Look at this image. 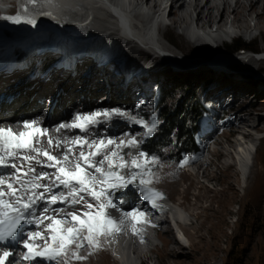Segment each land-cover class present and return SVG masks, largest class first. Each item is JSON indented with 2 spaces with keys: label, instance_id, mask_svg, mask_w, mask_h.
<instances>
[{
  "label": "bare ground",
  "instance_id": "obj_1",
  "mask_svg": "<svg viewBox=\"0 0 264 264\" xmlns=\"http://www.w3.org/2000/svg\"><path fill=\"white\" fill-rule=\"evenodd\" d=\"M17 1L0 0V17L14 16L10 14L9 6L16 5L17 7ZM20 2L23 1L20 0ZM108 2L127 10L131 20L138 24L134 33L140 34L141 39L149 44L153 42V38L148 24L159 18L158 15L163 10L162 6L165 5L164 20L166 23L162 24L160 21L159 29L161 37L167 43L164 48H161L162 51L156 45L153 46L156 53H163L146 62L151 64L147 68L139 65L138 63H142L144 59H147V56L136 47L135 43L131 42L133 41L131 38L128 43V36L120 35L117 32L115 18L109 14L106 8L91 0H75V3L72 0L67 1L66 4L60 1V12L56 14L55 20H49L50 23L56 21L65 23L72 19L81 21L84 18L77 11H83L84 15L96 13L106 19L104 21L100 18L89 17L88 27L85 28H88L92 34L99 32L94 29V23L101 25L103 22L108 26L113 25V31L103 28L104 32L96 36H90L88 32H85L84 35H87L88 38L84 39L80 34V32L84 33V28L61 31L54 25H43L38 33L24 28L32 32L17 35L19 37L14 40L0 38V64L4 60L17 58L15 55L20 51L26 53L25 56L18 59L16 64L0 65V111L2 113H0V122H7L3 128H10L14 134L19 135L22 132L30 131L24 127L20 118L35 122L34 127L39 128L43 134L33 135L32 145L40 149L41 152L47 151L61 159L64 152L71 148L70 160L72 163L67 165L71 169L74 167L79 152L87 153L90 150L86 145L80 148L73 144L76 137H82L89 142L93 140L98 142L100 139L106 141L108 138H112L114 144L111 147L115 149L121 140L125 142L128 140L129 134L121 126L127 121L133 126L131 129L135 131L137 130L135 128L138 127L136 125H140L137 123L140 119H137V115L134 119H129L130 115H134L133 112L123 116L128 117L124 119L125 121H121L120 117L114 116L107 119L100 116L95 124L88 125L87 133L76 128H61L60 125L71 124L77 114L103 112L116 108L125 113L133 100L135 91H140V96H150L152 90L157 87L159 90V80L164 78L183 80L194 88H201L199 94L208 99L206 103L210 107L209 112L219 113L213 116L206 114L203 121L200 122L199 137L207 143L203 142L204 147L200 149V154L183 159L187 163L182 164V161L178 164H170L168 162L169 154L161 151L155 152V155L159 157V162L150 165L153 182L148 187L156 189L162 194L163 198L157 199L161 204L157 207L160 208V212L152 208L151 210L144 199L142 201L144 193L139 184L140 177L137 176V179L132 183L140 187L136 194L126 187L114 192L113 199L119 205V209H108V212L116 221L119 230L97 237L99 247L90 246L87 242L84 243V247H78L80 240L77 239L66 248L62 255L56 256L55 259L28 260L25 259L28 250L23 243L16 250H6L12 255L5 261V264H112L114 259L118 264H148L149 262L160 264L162 260L164 264H170L168 260H172L171 264H193V262L203 264L204 260L199 258L206 250L204 232L209 228L211 219L220 214L213 205L216 193H218V185L212 184L218 178L213 168L217 169L218 167V172L227 174V189L236 193L237 187H239V173H228L231 167H236V164L244 177V185L241 187L243 195H247L258 183L264 188V172L256 170L254 166L256 156L251 157V150L256 153L263 142L262 137L254 138L256 134L264 132V116L262 115L264 113V86L261 82L256 80L252 83L249 80H244L250 73L231 66L230 64L233 62L229 63V70L217 71L212 70V67H207L189 74H181L172 70L170 63H167V60L168 62L172 60L167 57L168 53L186 58L189 46L210 48L209 44H212L213 47H216L223 39L228 41L234 34L248 38L261 36L264 33V0H126V2L108 0ZM123 3L124 7H122ZM46 5L50 10L55 7L50 0H35V6L31 4V7L26 10V15L34 13L36 19L39 20L40 17L36 12ZM75 5L76 8L73 9L72 7ZM121 19L123 31H125L123 23L132 28L130 21L124 20L123 17ZM5 20L7 22H0V29L11 27L8 23L13 22ZM69 24L71 25V22ZM18 26L22 25L18 23L16 27ZM145 27L146 31H144ZM21 28L23 29V26ZM212 28H214V32L211 30ZM106 31H108V35L116 37L114 45L108 44L107 41L111 38L108 39L103 35ZM179 34L193 38L191 42L194 44L190 45L188 42L185 44L183 37ZM195 35H200L202 39ZM215 35L224 37L218 40L215 39ZM143 44L147 45L146 42ZM169 47L173 48V52ZM84 54L88 55L80 58ZM257 55L256 59L248 58L241 61L243 66L254 71H264V51ZM177 56L174 55L175 58ZM134 58H137L136 62L133 60ZM245 58L246 56H242L234 59L240 61ZM78 88L80 91H77ZM143 98L137 102L138 109L148 112L147 102L145 103ZM48 99L51 100V107L44 120V126H39L36 123V117L39 116V109ZM254 106H257L258 109L252 110ZM241 109L243 111L239 117L237 112ZM29 114H32L31 117H27ZM213 118L220 120L218 129L210 126ZM248 121H251V124H247ZM132 135L134 138L137 137V133H132ZM149 136L146 135V129H144L142 135L140 134V140H144V137L148 139ZM49 139L53 141L52 145H49ZM255 141L258 143L255 150L253 148L247 151L245 146L252 145ZM57 143H59V147L56 146ZM210 143L214 146L211 152L208 151L206 145ZM238 148H244V151L247 152L243 153L244 156L235 163L233 155L237 154ZM4 149L5 146L0 143V157H3V160L13 158L16 162L8 179L13 188L17 189L13 198H24L33 191L36 193L43 191V189H31L29 183L34 175L42 172L49 173L52 178L37 181L38 183L52 185L53 192H68V189L62 186L53 185L55 168L48 167L51 162L46 157L37 156L35 151L27 149L13 150L15 154L9 156ZM127 149L130 148H120V155L124 156ZM195 151L196 149L194 153ZM208 155L214 159L208 158ZM27 156L35 157V159H24ZM132 158L124 157L129 162ZM242 158L249 159L250 166H246ZM183 167L187 168L185 172L182 171ZM30 168H36V173L29 171ZM104 168L107 170L106 162ZM119 171L127 178L130 169L126 170L125 168ZM25 173L27 175H24ZM12 174L15 176L12 177ZM49 195L50 193L45 192L44 199L34 198L35 201L41 200L48 208L46 217L64 218L68 212H76L83 218V212L87 211L83 202L75 205L71 203L53 205L48 202ZM81 195H84L85 200L89 203L97 204V201L87 194L82 193ZM261 196L263 197V194ZM137 199L139 201L135 203ZM167 202L168 205H164ZM133 208L144 212L142 221L135 225V232L131 217L124 216V213L130 212ZM54 209L59 211H54ZM257 209L259 210L258 206ZM95 210V208L92 209L93 212ZM68 219L70 221V217ZM43 220L44 222L37 232L41 233L44 239H28L27 242L42 249L45 239H47L49 245L58 249L59 241L53 242L50 239L52 233L47 231L46 226L50 220ZM168 220L180 221V229L186 240L185 244L181 245L178 239L173 237L172 240L169 236L161 237L163 232L171 235ZM62 227H73V224L66 222L62 224ZM190 230L192 234L189 236ZM152 232L156 233L155 239L160 242V246L152 239ZM182 240L185 242L183 238ZM177 245L182 246L184 251L180 252ZM4 252L5 250L0 251V255H3ZM160 253L165 259L159 257ZM75 254H78L81 259H77ZM179 254H183V256Z\"/></svg>",
  "mask_w": 264,
  "mask_h": 264
},
{
  "label": "rangeland",
  "instance_id": "obj_2",
  "mask_svg": "<svg viewBox=\"0 0 264 264\" xmlns=\"http://www.w3.org/2000/svg\"><path fill=\"white\" fill-rule=\"evenodd\" d=\"M123 2H126V0H123ZM15 9H13V8ZM122 7H124V3L122 4ZM10 8V14L15 13L17 7L15 6H9ZM9 8H7V11H9ZM74 20V19H72ZM71 20V21H72ZM106 20V19H105ZM104 20V21H105ZM58 23V21H56ZM67 23V22H65ZM166 23V22H165ZM110 25V24H109ZM68 24H64L63 30L68 29ZM12 27V26H11ZM4 27L0 29V38L2 39H10L14 40L18 38L17 35H22L26 32H21L23 30H15V27ZM33 28H37L32 26ZM111 27V28H110ZM11 28V29H10ZM103 28L112 30L113 31V25L108 26L105 23L102 22L101 25L94 23V29L96 31H99L97 33L92 34L88 28H84V33L80 32L81 37H84L85 32H88L90 36H96L99 34H102L104 32ZM20 29V28H19ZM92 30V31H95ZM214 32V28L211 29ZM28 31V30H27ZM64 32V31H63ZM208 35H210L209 31H207ZM174 34V33H173ZM108 39L111 38L108 42V44H115L116 37L103 34ZM176 35V34H174ZM174 35L172 37L174 38ZM180 35V34H179ZM193 35V34H189ZM238 35V34H237ZM182 36V35H180ZM201 38L200 35H195ZM253 36V35H252ZM178 37V36H177ZM183 37V42L186 44L187 42L190 43V45H193L194 42H191L193 38L189 39L187 37ZM215 39H221L224 37L223 35H215ZM237 38H240L242 41L246 42L248 37L245 36H237ZM252 40L249 44H253L255 50L258 51V54L263 53L262 49H264V33L261 34L259 37H251ZM163 42H160L159 45L161 48H164L165 44L167 42H164L165 40L161 38ZM202 39V38H201ZM176 40V39H175ZM224 40V39H223ZM228 41H222L220 44H218L216 47H213L212 44H209L210 48H202V47H194L189 46L188 49V56L186 58L182 57L181 55L177 56L176 54L168 53L171 56L174 57L177 56V58L174 57V59L177 60H170L167 63H170V67L172 70L178 71L181 74H189L192 71L199 70V69H205L207 67H212V70H229L228 65L229 63L233 62V64H230L231 66L235 67L239 70H245L248 71L250 74L244 78V80H249L250 82H254L258 80L261 82V84L264 86V75L261 73L263 70H253L249 69L243 66V61L247 60L249 55L246 56L243 60L236 61V57L228 56L225 51L222 50V47L225 46V44L228 46ZM232 45V44H231ZM230 45V46H231ZM169 46V45H168ZM137 48H139L136 45ZM140 49V48H139ZM169 49L172 51L173 48ZM261 49V50H260ZM164 50V49H163ZM163 53V52H162ZM177 53V52H176ZM26 53L20 51L18 54L15 55V59L12 60H4L0 65L6 64H16L18 63V59L20 57L25 56ZM145 54V53H144ZM20 55V56H19ZM88 54H84L81 57H85ZM147 57L152 58L153 54L151 55V52H147L145 54ZM241 55V54H238ZM162 59V58H161ZM135 62L137 58L133 59ZM235 61V62H234ZM242 61V62H241ZM138 63V62H137ZM166 63V61H165ZM141 66H144L147 68L151 64L149 63H138ZM153 69V67H151ZM146 70V69H145ZM253 70V71H252ZM165 79V80H164ZM163 80H159V91L162 92V94H157L155 88L151 91L150 96H142V98L145 100V103L147 102V110L148 112L142 111L138 109V101L140 96V91H135L133 94V100L129 104L128 108L129 110L125 112V115H129V112H133L134 115H130V117H136L137 119L143 120L149 123V126L152 121L157 122L156 129L154 132L149 136V138H145L144 140H140V134L142 135L144 129L135 128L137 130H132L129 122H125L121 127L123 130L127 131L129 134L128 140L132 139L134 135L132 133H137V137L135 138L137 141H141L139 144V149L142 151H145L149 154H154L156 151H161L169 154L168 162L170 164H178L183 161L188 156H197L200 154V149L204 147L203 142L207 143V141H204V139H200L198 130L200 129V122L203 121L204 116L210 115H218L219 112L210 113L209 112V105L206 103L207 98H203L200 96V90L199 87H192L190 84H188L186 81L179 80V79H171V78H164ZM184 85L185 87L181 86ZM186 89L187 92L183 91V89ZM184 89V90H185ZM77 91H80V88L77 89ZM251 95V94H250ZM42 107V106H41ZM245 109V108H243ZM243 109L238 110L237 115L239 117L241 116V113ZM258 109L257 106H254L252 110ZM216 110V109H213ZM125 111V110H124ZM152 111V112H151ZM195 111V115H190L189 113ZM150 112V113H149ZM171 114L170 117L165 116L164 113ZM205 114L203 115V113ZM1 113V111H0ZM2 114V113H1ZM4 114V113H3ZM70 114V112H69ZM32 114H29L27 117H31ZM35 115V114H34ZM200 115V117H198ZM264 116V113L262 114ZM237 117V119H239ZM128 118L126 117H120L119 119L121 121H125L124 119ZM174 124V127L176 125H179L182 129L185 128L190 133L189 134H195L193 137V143L194 148H196L195 153L191 152L188 155H183L180 157H177V151L181 148L180 144V137L176 138V128L169 127L170 124ZM167 125L169 128L168 130L173 129L172 136L170 138H164L163 140L157 142V145L153 148H143V145L146 140H149L152 138V135H155V137L159 136L160 134L159 130L162 128V125ZM220 124V120L218 118H213L212 123L210 124L211 128L218 129ZM247 124H251V121H248ZM170 132V131H169ZM139 134V137H138ZM143 136H145L143 134ZM263 138V142L260 144L258 151L255 153L253 151V155L256 156L254 166L258 172L263 171L264 172V132H261L259 134H256L254 138ZM154 139V138H153ZM208 151L211 152L214 148V146L210 144H206ZM258 145L257 141H255L252 145L245 146L247 148V151L250 149L255 150L256 146ZM124 148H130L127 149L124 157L125 158H131L135 155L137 149L135 146L133 147H124ZM183 148V147H182ZM246 150V149H245ZM247 151H244V148H238L237 154L233 155L234 162L237 163L241 159L242 156H244L243 153H246ZM208 158L214 159L210 155H208ZM244 159V158H242ZM13 158L9 159L8 161L10 163L13 162ZM20 161V160H19ZM244 162V160H242ZM250 162V160H249ZM245 163V162H244ZM13 164L15 165L16 162L14 161ZM251 164V162H250ZM250 164H246V166H250ZM9 166V164H8ZM36 169V168H35ZM186 167H183L182 171H186ZM128 170V168H126ZM214 173L218 177L216 181H213L212 184L218 185V193H216V200L213 204L216 209L219 210L220 214L217 215L215 218L211 219V223L209 228L204 232L206 235V246H205V252L203 251V254L200 256V260H204L203 264H264V188L260 185V183L256 184L255 187H253L247 195H243L241 187H243V176L242 173L238 170V166L236 164V167H231L229 170V174H234L235 172L239 173V187H237L238 191L237 193L231 189H227V174L224 172H218L217 169L213 168ZM12 177L15 176V174L11 175ZM264 181V179H263ZM10 182H4L1 184V187L6 193L11 194L10 190L8 189V184ZM12 184V183H11ZM127 189H131L135 192L140 188L137 184H129ZM215 194V193H214ZM263 194V197L261 196ZM30 195V194H28ZM14 197L13 195H11ZM25 196V195H23ZM25 202L28 200V196L24 197ZM35 198V197H34ZM260 200V201H259ZM138 199L135 200V203H138ZM164 205H168V202ZM257 206L259 207V210L257 209ZM261 208V209H260ZM45 219V218H44ZM44 222V220H43ZM42 222V223H43ZM41 223V224H42ZM192 234V231H189V236ZM156 233L152 232L151 237L154 239L155 243H157L160 246V242L155 239ZM169 236V238L172 240V237L176 239L175 236H172L166 232H163L161 234V237ZM184 244L186 243L183 242ZM181 243V245H183ZM180 252L184 251V248L180 245H177ZM13 250H16L14 248ZM4 251V250H0ZM6 251V250H5ZM183 256V254H179ZM159 257L162 259H165L164 256L160 253ZM115 260V259H114ZM113 260L112 264H118ZM170 264L172 263V260H168ZM152 264V263H148ZM160 264H164L163 260ZM193 264H200L195 263Z\"/></svg>",
  "mask_w": 264,
  "mask_h": 264
},
{
  "label": "snow or ice",
  "instance_id": "obj_3",
  "mask_svg": "<svg viewBox=\"0 0 264 264\" xmlns=\"http://www.w3.org/2000/svg\"><path fill=\"white\" fill-rule=\"evenodd\" d=\"M35 3V0H31ZM4 19L11 20L13 23H20L21 20L18 16L4 17ZM27 23L35 26V22L32 20L26 21ZM123 113L119 108L104 110L103 112L97 111L86 114H77L74 121L69 125H60L63 127H70L80 129L87 133L89 131L88 125L95 124L97 118L103 116L107 119L115 117H123ZM134 119V117H129ZM35 122L25 121L23 125L30 131L22 132L19 135L14 134L11 129H5L0 127V143L5 146V151L9 156L15 154L13 150H31L35 151L37 156H44L51 163L48 167L55 168L53 185L56 187H64L68 189L67 193L53 192L52 185L41 184L37 181L48 180L52 177L49 173H39L32 177L29 182L31 189H43V191L36 193L31 192L28 195V202L24 201L23 197L15 199V203H10L4 200L5 192L0 190V242H6L10 239H15L18 234V229L22 222L27 216H31V209L35 204V198L44 199V193L48 192V202L55 205L57 203H71L73 205L83 202L84 207L87 211L83 212L82 216L77 215L76 212H68L64 218L57 217H44L50 220V223L46 226L47 231L51 232L50 239L53 242L59 241V248H54L47 243L45 239L44 247L40 249L34 244L24 242V247L28 250L25 259L34 260L36 258H49L55 259L56 256H60L64 253L66 248L75 240L79 239L80 243L78 247H84V243L93 247H99L96 240L97 237L102 235H108L113 231H118L119 226L116 221L111 217L108 209L118 210L119 205L114 202V192L127 187L132 184L137 176L140 177L139 184L143 189V199L152 203L153 207H156L155 200L163 198L162 194L153 188L148 187L153 182V174L151 172L150 165L159 162V157L154 154H149L139 149L141 141H137L134 137L127 140L126 142L121 140L116 145L115 149L111 146L114 144L112 138H108L106 141L100 139L98 142L93 140L89 142L82 137H76L73 141L77 147L83 148L85 145L90 149L87 153L84 151L79 152V156L76 158L74 167L68 168L67 165L72 163L70 160V154L72 149H67L63 158L52 155L47 151L41 152L40 149L35 148L32 145V137L35 134H43L41 130L34 127ZM142 127L146 129V135H151L156 129L157 122L152 121L150 126L148 122L143 120L137 121ZM49 145H52L53 141L49 139ZM59 147V143L56 145ZM135 146L137 151L131 161L124 159V156L120 155L119 149L122 147H133ZM103 153V155H102ZM126 155V154H125ZM99 157V159H97ZM27 160H34L35 157L27 156L24 157ZM119 160V163H117ZM107 163V170L104 165ZM4 163L3 157H0V165ZM40 163V161H37ZM187 163V161H183ZM15 167V165H13ZM129 168L130 171L127 173V178L122 175L119 170ZM131 169L141 170L139 172L132 171ZM91 170V171H90ZM29 171L36 173L35 168H30ZM99 174V175H97ZM24 175H27L25 173ZM3 179H0V184H3ZM8 189L11 191V195L15 196L17 189H14L12 184H8ZM87 194L92 197L93 200L97 201V204L89 203L85 200L84 195ZM95 208V212L92 209ZM54 211H59L54 209ZM44 213L48 212V208L43 209ZM125 217H131L133 221V231H136L135 225L142 221L144 212L133 208L130 212L124 213ZM70 217V221L69 218ZM39 223L41 221H29ZM71 222L73 227L63 228L62 224ZM86 231V234H84ZM44 237L39 232L29 234V239ZM12 254L5 251L3 255H0V264H5V261ZM77 259H81L78 254H75Z\"/></svg>",
  "mask_w": 264,
  "mask_h": 264
},
{
  "label": "trees",
  "instance_id": "obj_4",
  "mask_svg": "<svg viewBox=\"0 0 264 264\" xmlns=\"http://www.w3.org/2000/svg\"><path fill=\"white\" fill-rule=\"evenodd\" d=\"M240 48H245V49H249V50H255L253 44H245L243 43L241 40H236L231 46H225V53L228 54L230 53L232 50L235 49H240ZM183 87H185L184 85H181ZM185 89V88H184ZM183 91L187 92V90L185 89ZM157 94H162V92H158ZM165 116L167 115V117H170L171 114L169 113H164ZM196 112L192 111L189 113L190 115H195ZM205 114V112L203 113V115ZM198 117H200V115H198ZM174 127V124H170L169 127ZM176 128V138L180 137V144H181V148L177 151V157L183 156V155H188L191 152H194V150L196 148H194V143H193V137L195 136V134H189L190 131L188 132L187 129L185 128H181L179 127V125H176L174 127V129ZM169 128L167 127V125H162V128L158 129L160 134H158L159 136L155 137V135H152V138L149 140H146L143 148H153L157 145V142L163 140L164 138H170L172 136V132L173 129L170 128V130H168ZM170 131V132H169ZM172 131V132H171ZM154 138V139H153ZM183 147V148H182Z\"/></svg>",
  "mask_w": 264,
  "mask_h": 264
},
{
  "label": "clouds",
  "instance_id": "obj_5",
  "mask_svg": "<svg viewBox=\"0 0 264 264\" xmlns=\"http://www.w3.org/2000/svg\"><path fill=\"white\" fill-rule=\"evenodd\" d=\"M238 40V39H237ZM240 40V39H239ZM236 41V40H235ZM242 41V40H241ZM172 235V234H171ZM172 236H174V235H172Z\"/></svg>",
  "mask_w": 264,
  "mask_h": 264
}]
</instances>
